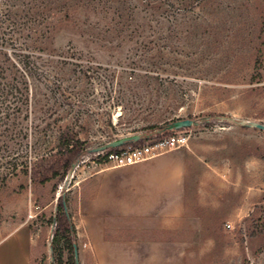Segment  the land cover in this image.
Wrapping results in <instances>:
<instances>
[{
  "label": "rangeland",
  "instance_id": "obj_1",
  "mask_svg": "<svg viewBox=\"0 0 264 264\" xmlns=\"http://www.w3.org/2000/svg\"><path fill=\"white\" fill-rule=\"evenodd\" d=\"M51 2L42 58L20 73L46 105L24 111L13 171L0 166V238L24 227L31 264H55L64 193L79 264H264V129L219 118L264 122V0ZM185 117L199 122L162 132ZM65 127L81 153L59 176L33 177ZM136 132L126 150L186 140L134 162L90 150Z\"/></svg>",
  "mask_w": 264,
  "mask_h": 264
},
{
  "label": "trees",
  "instance_id": "obj_2",
  "mask_svg": "<svg viewBox=\"0 0 264 264\" xmlns=\"http://www.w3.org/2000/svg\"><path fill=\"white\" fill-rule=\"evenodd\" d=\"M54 0H0V166L8 164L13 171V139H19L22 135L21 122L22 114L26 110V115L30 111L38 112L46 104H42L38 98L39 86L33 88L32 98L29 93V83L24 78H20L22 64L33 65L38 58H42L34 48L35 42L41 41L44 36L42 28L39 26L44 9L52 5ZM51 3V4H50ZM38 47V46H37ZM50 60V59H49ZM28 75H33L32 67L29 68ZM30 73V74H29ZM48 109L44 108V111ZM152 127L154 125H151ZM191 126V125H190ZM190 126L181 127L188 128ZM175 129H163V133L172 132ZM83 139L78 132L71 127L62 128L58 135V143L49 152L40 154V163L31 171V175H40L41 181H47L52 177L61 174V168L68 170L77 154L81 153L80 147ZM141 139L127 141L126 143L108 148V153L121 154L126 150L124 145L138 144ZM135 148V147H134ZM48 154L56 159L47 165ZM29 165L23 167L25 173H29ZM64 193L58 196L57 203V226L52 239V250L55 264H64V249L69 251V261L77 264L75 259L74 236L75 226L70 221V215L65 206Z\"/></svg>",
  "mask_w": 264,
  "mask_h": 264
},
{
  "label": "crops",
  "instance_id": "obj_3",
  "mask_svg": "<svg viewBox=\"0 0 264 264\" xmlns=\"http://www.w3.org/2000/svg\"><path fill=\"white\" fill-rule=\"evenodd\" d=\"M0 264H31V236L24 227L0 238Z\"/></svg>",
  "mask_w": 264,
  "mask_h": 264
},
{
  "label": "water",
  "instance_id": "obj_4",
  "mask_svg": "<svg viewBox=\"0 0 264 264\" xmlns=\"http://www.w3.org/2000/svg\"><path fill=\"white\" fill-rule=\"evenodd\" d=\"M219 118H220V120L234 121V122H237V123L244 125V126H252V127L264 129V122H261L258 120L238 119V118H235L233 116H219ZM198 122L199 121L197 119H194V118H189V117L178 118V119H175V120L170 121L167 124L163 125L162 129H178L181 127L197 124ZM141 137H142V134L139 132L122 135L118 138H115L113 140H110L108 142L100 144L98 146H94V147L90 148V150L91 151H102V150H105V149L110 148V147L120 146V145L126 143L127 141L138 140ZM73 165H75V163ZM70 174H71V172H69V175ZM64 206H65V209H67L66 202H64ZM75 259H76V263L79 264L78 248H77L76 243H75Z\"/></svg>",
  "mask_w": 264,
  "mask_h": 264
},
{
  "label": "built area",
  "instance_id": "obj_5",
  "mask_svg": "<svg viewBox=\"0 0 264 264\" xmlns=\"http://www.w3.org/2000/svg\"><path fill=\"white\" fill-rule=\"evenodd\" d=\"M186 140L185 134H172L166 138L160 139L153 144H145L141 147H135L130 150H125L121 154L110 152L109 158H116L128 162H134L146 158V156L153 154L155 149L170 147L176 144H183Z\"/></svg>",
  "mask_w": 264,
  "mask_h": 264
}]
</instances>
